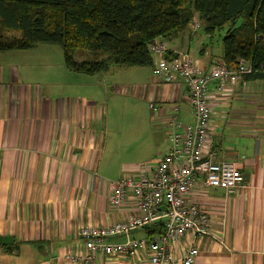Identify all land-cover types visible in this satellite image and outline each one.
Here are the masks:
<instances>
[{"label":"crops","instance_id":"obj_1","mask_svg":"<svg viewBox=\"0 0 264 264\" xmlns=\"http://www.w3.org/2000/svg\"><path fill=\"white\" fill-rule=\"evenodd\" d=\"M206 38L188 26L166 41L173 52H186L209 68L222 61L223 50L209 49ZM39 47L0 51V237L13 238L0 244V264H86L81 228L137 213L132 194L120 207L112 204L111 183L129 171L150 174L171 148L173 108L184 125L194 123L193 110L182 82L166 84L151 71L140 85V101L143 108L145 100L153 101L158 111L144 109L127 138L106 137L95 97L61 93L63 57L57 66L54 53ZM210 87L212 148L219 159L236 162L243 181L231 194L201 185L194 189L191 198L210 213V235H188L175 243L174 253L181 256L194 244L200 250L194 264H264V80L241 78L225 93L217 91L216 82ZM151 234L139 229L129 237ZM91 264L149 260L145 251L99 252Z\"/></svg>","mask_w":264,"mask_h":264},{"label":"built area","instance_id":"obj_2","mask_svg":"<svg viewBox=\"0 0 264 264\" xmlns=\"http://www.w3.org/2000/svg\"><path fill=\"white\" fill-rule=\"evenodd\" d=\"M195 28L200 26L195 23ZM154 55L152 74L166 84H184L193 110L194 123L184 125L178 107L173 108L171 148L159 158L150 174L136 175L133 171L112 184L111 202L120 207L130 194L134 195L137 213L107 226H84L80 234L86 246L84 263L94 262L97 253L138 256L148 253L149 264H194L200 253L192 244L181 256H175L174 245L188 235H210L211 216L208 210L191 198L194 189L221 188L227 194L237 190L243 174L236 162L219 159L212 148L211 121L213 95L211 85L225 93L243 76L252 71L250 63L239 60L235 68L218 62L205 68L186 52H173L165 39H157L149 46ZM153 112L158 107L149 103ZM147 229L146 238H130L136 230ZM127 236L125 242L108 243L107 239ZM74 259H79L75 257Z\"/></svg>","mask_w":264,"mask_h":264},{"label":"trees","instance_id":"obj_3","mask_svg":"<svg viewBox=\"0 0 264 264\" xmlns=\"http://www.w3.org/2000/svg\"><path fill=\"white\" fill-rule=\"evenodd\" d=\"M188 26L209 36L224 31L221 62L235 68L245 59L252 71L243 78L264 80V0H0V51L59 44L76 72L152 67L150 44ZM4 29L20 35L4 36ZM78 49L106 57L79 61Z\"/></svg>","mask_w":264,"mask_h":264},{"label":"rangeland","instance_id":"obj_4","mask_svg":"<svg viewBox=\"0 0 264 264\" xmlns=\"http://www.w3.org/2000/svg\"><path fill=\"white\" fill-rule=\"evenodd\" d=\"M197 21L202 23L201 20ZM1 28V27H0ZM198 35H206V45L214 52L223 50L222 37L224 31L215 32L212 36L207 35L201 26L196 30ZM5 36L20 35V31L5 30L2 32ZM39 48L49 53H54L53 63L59 66V57H63L64 76L61 78L62 92L77 97L94 96L97 101V108L102 109L103 113V131L104 136L114 138H127L128 134L140 122L137 119L141 117L144 109L147 111L149 103L142 107L141 87L145 79L151 74V66H124L111 64L110 67L101 72L84 73L69 70L65 65L64 51L59 44L39 43ZM203 45L201 44L200 48ZM38 50V49H36ZM193 53V52H192ZM106 57L105 53H93L87 50H76L75 59L79 61L94 60ZM58 89V88H57ZM150 111V110H149ZM145 113V114H146Z\"/></svg>","mask_w":264,"mask_h":264},{"label":"water","instance_id":"obj_5","mask_svg":"<svg viewBox=\"0 0 264 264\" xmlns=\"http://www.w3.org/2000/svg\"><path fill=\"white\" fill-rule=\"evenodd\" d=\"M13 242L12 236H1L0 237V244H11Z\"/></svg>","mask_w":264,"mask_h":264}]
</instances>
